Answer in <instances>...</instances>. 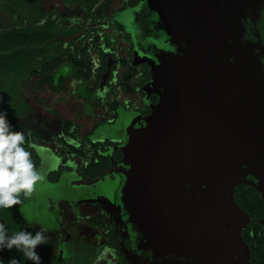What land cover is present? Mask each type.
Here are the masks:
<instances>
[{"label": "flooded vegetation", "instance_id": "af4514ba", "mask_svg": "<svg viewBox=\"0 0 264 264\" xmlns=\"http://www.w3.org/2000/svg\"><path fill=\"white\" fill-rule=\"evenodd\" d=\"M114 1L99 0L69 24L67 44L59 30L43 38L7 103L47 182L69 176L89 198L78 212L48 198L53 219L30 225L19 205L16 217L0 208L10 217L0 221L13 233L49 229L35 249L41 264L84 262L93 252L103 264H264V169L241 156L221 164L229 121L205 53L193 47L186 62L174 59L184 48L146 0ZM184 78L196 82L198 99L177 94Z\"/></svg>", "mask_w": 264, "mask_h": 264}, {"label": "water", "instance_id": "95a60500", "mask_svg": "<svg viewBox=\"0 0 264 264\" xmlns=\"http://www.w3.org/2000/svg\"><path fill=\"white\" fill-rule=\"evenodd\" d=\"M146 1L167 24L169 41L178 51L184 48L185 54L174 59L186 62L193 47L206 55L207 74L219 86L229 121L221 164L227 169L241 156L243 162L263 170L264 0ZM180 83L177 94L182 91L188 98H199L196 82L184 78ZM188 113L192 119L193 110ZM81 183L92 182H75Z\"/></svg>", "mask_w": 264, "mask_h": 264}, {"label": "rangeland", "instance_id": "374dc122", "mask_svg": "<svg viewBox=\"0 0 264 264\" xmlns=\"http://www.w3.org/2000/svg\"><path fill=\"white\" fill-rule=\"evenodd\" d=\"M11 1L0 0V111L6 112L7 118L10 112L8 100L15 102L17 99V85L20 81V73L17 70L21 69L24 60L37 58L38 47L43 38L45 42H50L52 34L57 30L63 44H67L70 41L68 33L73 28H69V24H79L80 14L86 12L79 4L68 5L64 0H22L21 16L16 18L11 14ZM117 3L115 0L113 5ZM53 21L57 23L52 24ZM42 22H45L43 27L40 25ZM58 23H61V26L56 29ZM72 181L73 179L67 176L56 185H50L45 178L38 182L33 196L19 205V215L26 225L36 220L53 219V215L48 212V198L56 202L57 208L58 203L62 201H72L73 208L78 212L81 202L84 198H89L90 192L88 188L73 186ZM7 212L9 213L2 210L0 214L3 218L10 219ZM0 223L5 224L9 234L13 233L6 222ZM13 258L19 261V264H26L23 254L17 249L0 250V261L3 264H8ZM104 260L106 259L102 258L101 252H93L84 262L75 260L67 264H103Z\"/></svg>", "mask_w": 264, "mask_h": 264}, {"label": "clouds", "instance_id": "9594fccd", "mask_svg": "<svg viewBox=\"0 0 264 264\" xmlns=\"http://www.w3.org/2000/svg\"><path fill=\"white\" fill-rule=\"evenodd\" d=\"M25 142L26 134L13 130L7 113L0 111V208L23 204L33 196L36 184L44 179L36 169L31 153L24 147ZM48 231L41 225L35 234L23 229L9 234L5 224L0 223V250L15 248L33 264H41L35 249L49 242ZM8 264H19V261L13 258Z\"/></svg>", "mask_w": 264, "mask_h": 264}, {"label": "trees", "instance_id": "16d2710c", "mask_svg": "<svg viewBox=\"0 0 264 264\" xmlns=\"http://www.w3.org/2000/svg\"><path fill=\"white\" fill-rule=\"evenodd\" d=\"M66 3H68V5H71V4H79L80 7H82L84 10H91L92 7L97 4V2L99 0H64ZM136 0H129L128 4H133ZM11 5H12V16L13 17H20L21 16V13H22V0H12L11 1ZM104 10L103 8H100L98 9V12ZM14 44H16V42H14ZM13 44V45H14ZM17 45V44H16ZM19 45V44H18ZM15 71V70H14ZM17 72L20 73L19 76H21V71L20 70H17ZM11 209H13V216L16 217V213H15V209H16V206H13L11 207Z\"/></svg>", "mask_w": 264, "mask_h": 264}, {"label": "crops", "instance_id": "0c3cea01", "mask_svg": "<svg viewBox=\"0 0 264 264\" xmlns=\"http://www.w3.org/2000/svg\"><path fill=\"white\" fill-rule=\"evenodd\" d=\"M20 71L22 70V66H21V69H19ZM22 72V71H21ZM19 78L21 77V76H18ZM19 82V81H18Z\"/></svg>", "mask_w": 264, "mask_h": 264}]
</instances>
